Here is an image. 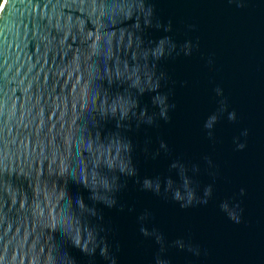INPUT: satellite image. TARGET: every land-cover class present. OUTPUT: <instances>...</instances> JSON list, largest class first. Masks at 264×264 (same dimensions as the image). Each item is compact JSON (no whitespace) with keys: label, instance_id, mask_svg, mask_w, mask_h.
Masks as SVG:
<instances>
[{"label":"water","instance_id":"water-1","mask_svg":"<svg viewBox=\"0 0 264 264\" xmlns=\"http://www.w3.org/2000/svg\"><path fill=\"white\" fill-rule=\"evenodd\" d=\"M0 264H264V0H2Z\"/></svg>","mask_w":264,"mask_h":264},{"label":"clouds","instance_id":"clouds-1","mask_svg":"<svg viewBox=\"0 0 264 264\" xmlns=\"http://www.w3.org/2000/svg\"><path fill=\"white\" fill-rule=\"evenodd\" d=\"M216 91H217L218 94H222V89L217 88ZM231 118H233V119L235 118V114H234V113L232 114ZM206 127H207V125H206ZM243 135H245V136L247 135V130L244 131ZM209 136H210V134H209ZM162 146H163V145H162ZM237 147L240 148V149H242V148L244 147V145H242V144H238ZM205 159L208 160V163H209V164H211V160H209L207 157H205ZM211 187H212V186L209 185V186H208V189H207V192H208L209 194L211 193ZM241 193L243 194V189L241 190ZM204 202L206 203L207 201H204Z\"/></svg>","mask_w":264,"mask_h":264},{"label":"trees","instance_id":"trees-1","mask_svg":"<svg viewBox=\"0 0 264 264\" xmlns=\"http://www.w3.org/2000/svg\"><path fill=\"white\" fill-rule=\"evenodd\" d=\"M2 0H0V3H1Z\"/></svg>","mask_w":264,"mask_h":264}]
</instances>
